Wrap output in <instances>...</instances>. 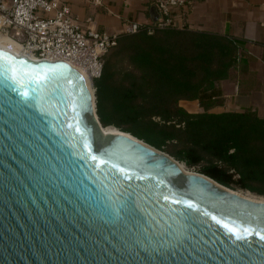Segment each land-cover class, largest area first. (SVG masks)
<instances>
[{
	"label": "water",
	"instance_id": "95a60500",
	"mask_svg": "<svg viewBox=\"0 0 264 264\" xmlns=\"http://www.w3.org/2000/svg\"><path fill=\"white\" fill-rule=\"evenodd\" d=\"M0 52V264H264V199L104 133L69 63Z\"/></svg>",
	"mask_w": 264,
	"mask_h": 264
},
{
	"label": "trees",
	"instance_id": "16d2710c",
	"mask_svg": "<svg viewBox=\"0 0 264 264\" xmlns=\"http://www.w3.org/2000/svg\"><path fill=\"white\" fill-rule=\"evenodd\" d=\"M121 34L94 82L103 128L129 133L218 184L264 198V118L209 110L214 83L237 64L238 49L221 35L168 27ZM181 101H197L189 113Z\"/></svg>",
	"mask_w": 264,
	"mask_h": 264
},
{
	"label": "crops",
	"instance_id": "0c3cea01",
	"mask_svg": "<svg viewBox=\"0 0 264 264\" xmlns=\"http://www.w3.org/2000/svg\"><path fill=\"white\" fill-rule=\"evenodd\" d=\"M70 14L85 31L123 34L131 23L151 24L153 0H102L93 6L86 0H66ZM177 29L221 35L238 49L237 64L227 78L214 83L220 103L209 112H254L264 118V0H192L188 9H171ZM189 113H202L197 101H181Z\"/></svg>",
	"mask_w": 264,
	"mask_h": 264
},
{
	"label": "built area",
	"instance_id": "2783aa9c",
	"mask_svg": "<svg viewBox=\"0 0 264 264\" xmlns=\"http://www.w3.org/2000/svg\"><path fill=\"white\" fill-rule=\"evenodd\" d=\"M86 1L93 6L102 2ZM191 1L153 0L162 18L157 24L148 25L147 32L151 34L154 29L175 27L171 9H188ZM140 27L136 23L128 24L123 34L136 33ZM11 34L21 40L14 39ZM0 35L12 40L36 61H65L80 73V69L84 70L90 81L100 78L103 57L120 36L92 29L81 30L73 20L66 0H0ZM7 49L11 51V47Z\"/></svg>",
	"mask_w": 264,
	"mask_h": 264
},
{
	"label": "bare ground",
	"instance_id": "6f19581e",
	"mask_svg": "<svg viewBox=\"0 0 264 264\" xmlns=\"http://www.w3.org/2000/svg\"><path fill=\"white\" fill-rule=\"evenodd\" d=\"M0 47H2V48H8V47H11V51H12L14 54H16V55H21V56H26V57H28L29 59H32V60L35 59L33 56H31V55H27V54H25L24 52H22V51L20 50V48H19V47H18V46L12 41V40H10L9 38H7V37H5V36H1V35H0ZM80 71H81L83 77H84L85 80H86L87 87H88L90 93L92 94V89L90 88V83H91V81H90V79H89V76L87 75V73H86L84 70L80 69ZM92 95H93V97H94V92H93ZM102 129H103L104 133H110V131H111V132H114V131L116 130V129L112 128V127H108V128H103V127H102ZM179 167H180L183 171L187 172V171H186V168L184 167V165L179 164ZM245 193H246L245 195H246L247 197H250V198L256 199L252 194L247 193V192H245Z\"/></svg>",
	"mask_w": 264,
	"mask_h": 264
},
{
	"label": "snow or ice",
	"instance_id": "6c2138e0",
	"mask_svg": "<svg viewBox=\"0 0 264 264\" xmlns=\"http://www.w3.org/2000/svg\"><path fill=\"white\" fill-rule=\"evenodd\" d=\"M12 62L10 60H7L3 53L0 52V76H5L9 71L11 72V76L14 79L16 74H17V69L12 66L11 68H9L8 66L11 65ZM23 75H28L27 72L22 73ZM35 81L37 83L41 82L42 80L47 79V74H37L34 77ZM92 159H96L95 157H92ZM189 207H191V205H189ZM234 234V233H233ZM262 239H264V236L261 237Z\"/></svg>",
	"mask_w": 264,
	"mask_h": 264
},
{
	"label": "rangeland",
	"instance_id": "374dc122",
	"mask_svg": "<svg viewBox=\"0 0 264 264\" xmlns=\"http://www.w3.org/2000/svg\"><path fill=\"white\" fill-rule=\"evenodd\" d=\"M11 36H12L14 39H16V40H21V39H18V38H16V37H14L13 34H11ZM95 81H96V80H92L91 83H90V88L92 89V94H93V92L95 93V87H94V82H95ZM94 97H95V96H94ZM110 132H111V131H110ZM182 165H183V164H182ZM185 168H186V167H185ZM186 171H187V172H190V171L196 172L195 169H193V168H192V169H187V168H186ZM238 192H243V191H238ZM242 194L245 195L246 193L243 192ZM253 196H254V195H253ZM254 197H255L256 199H258V200H263V199H264V198L257 197V196H254Z\"/></svg>",
	"mask_w": 264,
	"mask_h": 264
}]
</instances>
